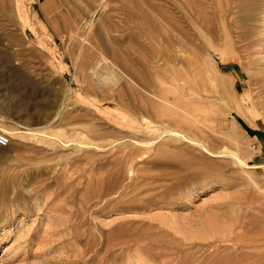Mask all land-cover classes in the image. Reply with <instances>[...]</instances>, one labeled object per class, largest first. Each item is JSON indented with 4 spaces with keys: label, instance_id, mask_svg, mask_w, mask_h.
Masks as SVG:
<instances>
[{
    "label": "rangeland",
    "instance_id": "obj_1",
    "mask_svg": "<svg viewBox=\"0 0 264 264\" xmlns=\"http://www.w3.org/2000/svg\"><path fill=\"white\" fill-rule=\"evenodd\" d=\"M0 130V264H264V0H0Z\"/></svg>",
    "mask_w": 264,
    "mask_h": 264
},
{
    "label": "bare ground",
    "instance_id": "obj_2",
    "mask_svg": "<svg viewBox=\"0 0 264 264\" xmlns=\"http://www.w3.org/2000/svg\"><path fill=\"white\" fill-rule=\"evenodd\" d=\"M136 8V7H135ZM140 8V7H139ZM134 10V9H133ZM136 12V11H135ZM132 14V13H131ZM136 15H134V17H135ZM134 19V18H133ZM164 20V19H163ZM181 31V33L183 32L182 30H180ZM138 36V35H137ZM147 36V35H146ZM166 36V35H165ZM148 37V36H147ZM150 37H152V36H150ZM149 37V38H150ZM86 38V37H85ZM152 39V38H151ZM150 39V40H151ZM84 40H86V39H84ZM161 40V39H160ZM258 41H254V42H257V44L256 45H258V43H262L261 42V38L260 39H257ZM154 41V40H153ZM85 46V45H84ZM84 46H82V47H84ZM87 46V45H86ZM105 60V59H104ZM106 61V60H105ZM100 67V66H99ZM104 67V66H103ZM108 67V66H107ZM108 69V68H107ZM111 69V68H110ZM109 70V69H108ZM110 74V73H109ZM114 74V73H113ZM107 75V74H106ZM108 77V80L109 79H112L111 81H118V79H119V77L118 76H109V75H107ZM106 78V79H107ZM103 80H105V77H104V79ZM110 81V80H109ZM109 81H108V83H109ZM110 81V82H111ZM128 84V83H127ZM129 85V84H128ZM184 87H185V84H184ZM137 92V91H136ZM141 96V95H140ZM145 99V98H144ZM188 99V98H187ZM141 100H143L142 98H141ZM151 101H153L152 99H151ZM147 103V102H146ZM149 103V102H148ZM156 102H154V104H155ZM151 104V103H150ZM157 104H159V102L157 103ZM163 104V103H162ZM161 104V105H162ZM145 105V104H144ZM156 105V104H155ZM154 108H156V107H154ZM152 109V107H151V109L154 111L155 109ZM184 109H186L187 111H189V112H191L193 115H195V117L199 120V119H204V117L206 118V115H205V112H206V110L205 109H201V107H199V106H197V105H194V103L192 102V101H190V100H186V99H184ZM163 110V109H162ZM164 111V110H163ZM154 112H157V108H156V110L154 111ZM209 112V111H208ZM208 114V113H207ZM206 120H208V119H206ZM259 256V258H263L264 257V254H262V255H258Z\"/></svg>",
    "mask_w": 264,
    "mask_h": 264
},
{
    "label": "built area",
    "instance_id": "obj_3",
    "mask_svg": "<svg viewBox=\"0 0 264 264\" xmlns=\"http://www.w3.org/2000/svg\"><path fill=\"white\" fill-rule=\"evenodd\" d=\"M10 141V135L6 131L0 130V145L6 146L10 144Z\"/></svg>",
    "mask_w": 264,
    "mask_h": 264
}]
</instances>
